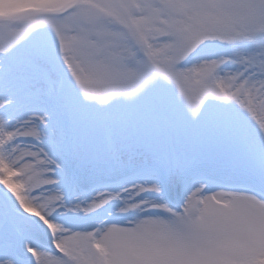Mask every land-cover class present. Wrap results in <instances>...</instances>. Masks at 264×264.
Listing matches in <instances>:
<instances>
[{"label": "snow or ice", "instance_id": "snow-or-ice-1", "mask_svg": "<svg viewBox=\"0 0 264 264\" xmlns=\"http://www.w3.org/2000/svg\"><path fill=\"white\" fill-rule=\"evenodd\" d=\"M12 7L17 10L0 15V53L46 23L43 12L67 14L64 23L47 22L67 69L88 100L103 105L114 97L135 98L157 81L167 80L175 83L192 116L213 96L235 101L264 129V0H60L47 7L36 3ZM206 34L230 43L250 41L256 47L247 53L237 51L231 57L181 66L186 53ZM226 60L242 65L243 70L220 75L218 65ZM44 82V102L55 111L57 82L50 75L44 76ZM11 102L0 100V108ZM158 105L160 112L170 111L163 95ZM50 115L46 111L13 123L10 116L0 114V159H7L4 149L17 144L19 138L41 140L45 135L41 125L48 123ZM172 168L181 170L182 165L157 160L150 171L160 182L137 183L134 189L162 192V182ZM196 179L188 173L190 196L179 209L162 201L152 204L153 209L170 213L171 225L149 218L134 228L115 224L107 228L105 236L113 242V264H225L226 255L239 251L257 232L264 233V194L235 197L243 201V208L221 216L205 205L199 217L193 218L190 209L196 194L205 188L204 184L196 186ZM24 209L31 212L32 208L25 205ZM77 236L85 246L90 239L94 241L92 231ZM0 264H16V259L0 254ZM57 264H65L64 257L57 256ZM71 264L103 261L82 250Z\"/></svg>", "mask_w": 264, "mask_h": 264}, {"label": "rangeland", "instance_id": "rangeland-1", "mask_svg": "<svg viewBox=\"0 0 264 264\" xmlns=\"http://www.w3.org/2000/svg\"><path fill=\"white\" fill-rule=\"evenodd\" d=\"M7 2L11 7L7 11L0 8V15L17 10L13 5L32 4L36 0ZM3 3L4 0H0V4ZM255 47L250 41H206L180 63L183 67H190L202 59L231 57L237 51L247 53ZM242 70V65L226 60L220 66V75ZM45 75H50L58 85L55 111L44 102ZM256 78H259L258 73ZM161 95L170 105L168 112L159 110ZM0 100L12 101L0 108V114L10 116L13 123L27 119L29 115L51 113L48 123L42 124L41 128L45 132L44 141L53 145L57 157L61 161L65 157L70 159L63 161L65 163L60 165L57 176L66 203L129 183H159L158 175L150 169L161 159L169 164L179 161L182 168H172L168 172L160 194L139 193L132 196L133 200L158 198L177 210L185 192L177 190L176 194L171 188H177L180 182L188 184V173L197 177L196 186L203 182L208 191H237L250 195L255 194L256 189L264 192V129L260 128L258 132L256 120L247 109L235 101L210 96L194 119L175 83L167 80L157 81L132 100L114 97L103 105L88 100L67 69L50 26L33 29L6 53H0ZM30 139L19 138L18 142L31 143ZM173 149L178 153L176 159ZM221 167H230L233 181L222 175H213ZM112 172L114 175L110 177ZM119 193L122 196L123 193ZM87 198H90L87 201L92 199L91 196ZM120 204L119 199L109 201L102 208L88 213L61 210L59 213L63 214L56 219L71 224L73 227L69 230L81 232L101 228L121 217L132 221L133 216L129 213L116 211ZM145 212L170 217L165 209H146ZM96 217L99 220L95 225L93 223L85 230L77 229L78 225L94 221ZM36 219L29 218L18 203H14V198L9 199L8 195L0 193V254L15 259V255L31 257L27 245L62 256L52 244L50 233L39 228ZM118 224L128 225L121 219ZM31 259L35 261V258Z\"/></svg>", "mask_w": 264, "mask_h": 264}, {"label": "clouds", "instance_id": "clouds-1", "mask_svg": "<svg viewBox=\"0 0 264 264\" xmlns=\"http://www.w3.org/2000/svg\"><path fill=\"white\" fill-rule=\"evenodd\" d=\"M58 2L60 0H36V4L41 7L52 6ZM9 7L11 5L7 0H4V3L0 4V8H3L5 11ZM41 18L45 19L46 23L39 26H50L47 22L49 20L57 23L66 22L67 14L43 12ZM211 40L219 39H213L211 34H206L197 45L186 53V56L193 53L203 42ZM211 60L213 59H202L197 64H202L206 61L210 62ZM218 67L220 66L218 65ZM228 73L225 72L224 75L226 76ZM125 99L132 100L134 98ZM197 116L198 113L192 117L195 119ZM43 137L41 140H35V143L19 142L15 145H9L4 149L7 159H0V193L8 195L9 199L14 198V201L18 203L24 213L28 214L29 218H37L36 224L45 232L50 233L52 244L62 254L61 257H64L65 264H71L72 257L78 256L82 250H87L93 257L100 258L103 264H113L110 258L112 256L113 242L105 236L107 228L113 224L102 227L101 231L92 230L94 241L90 239L85 246L83 241L77 236V233L81 231H71L56 222L58 213L69 207L72 211L88 213L102 208L109 201L119 199L121 204L116 211L129 213L134 218L127 226L115 224L118 227L126 229L134 228L137 223L149 218L159 219L166 225L172 224L173 218L145 214L146 209H153L152 204L154 202H161V200L158 198L133 200L132 196L138 195V189H135L128 196H121L119 192L101 191L97 192L90 201H80L71 205L67 204L65 194L57 183L60 165L49 155L45 147L41 146L43 144ZM201 184L204 183L200 182L198 186ZM221 192L224 195H219ZM160 193L152 191L148 192V195L156 196ZM244 195L246 194L243 192L226 190L208 191L204 188L202 193L198 192L196 194L194 206L190 209V215L193 218H198L200 209L205 205H208L217 216L223 215L226 211H239L243 208V201L237 200L235 197H243ZM189 196L190 193L187 190L184 193L182 203L187 204ZM144 201L148 203H144ZM25 205L35 209V211H26L24 209ZM26 248L31 257L16 260V264H57V256L41 252L36 246L26 245ZM31 258H35V261ZM223 259L225 264H264V233L257 232L254 239L245 242L239 251L232 252Z\"/></svg>", "mask_w": 264, "mask_h": 264}, {"label": "bare ground", "instance_id": "bare-ground-1", "mask_svg": "<svg viewBox=\"0 0 264 264\" xmlns=\"http://www.w3.org/2000/svg\"><path fill=\"white\" fill-rule=\"evenodd\" d=\"M13 120H14V117H13ZM255 123H256V126H257V130H258V132H259V129H260V126H259V123L257 122V121H255ZM257 135V134H256ZM53 136H55V135H53ZM56 137H58V136H56ZM28 140V139H27ZM31 140V143H35L36 141L34 140V139H30ZM29 141V140H28ZM18 142V141H17ZM30 142V141H29ZM19 143V142H18ZM25 143H27V142H25ZM55 146H57V144H54ZM41 146H44L45 147V150L46 151H48V153H49V155L53 158V159H55L56 161H57V163L59 164V165H63V163H65V162H63V161H70V159L69 158H64V160L63 161H61V159L59 158V157H57V155H56V151H54L53 150V145L51 146V145H49V144H46V142L44 141V139H43V144L41 145ZM53 147V148H52ZM175 148V147H174ZM173 151H174V154H173V157H174V159H176V156H177V154L178 153H176V150L175 149H173ZM116 169H117V166H116ZM118 170V169H117ZM117 170H115V171H117ZM230 172H231V169H230V167H221V168H219L218 169V171H214V174L213 175H215V174H217V175H222V176H225V177H228V181H233V174H230ZM230 174V175H229ZM113 172L112 173H110V177H113ZM112 180V179H111ZM79 181H80V179H79ZM132 185H134V183H129V185L127 184V186H121V187H117V188H111L110 190L112 191V192H122L123 194H122V196H128V195H131L134 191H133V189H132ZM116 187V186H115ZM167 188H169L168 187V185H167ZM171 189H173V192H175L176 194H177V190H178V192H182V193H184V192H186L187 190H188V184H184V183H182V182H180L179 183V185H178V187L176 188V187H173V188H171ZM107 191V190H106ZM98 192H101V191H98ZM131 192V193H130ZM97 193V192H96ZM90 196H91V198L95 195L94 193H91V194H89ZM90 196H87V197H90ZM78 197V196H77ZM86 197V199H80L79 197H78V200L76 199V201H73V200H70L67 204H69V205H71L72 203H76V202H80V201H87V200H89L90 198H87ZM73 198H74V196H73ZM144 198H146V197H144ZM141 199H143V198H141ZM148 199H150V198H148ZM68 209H71L70 207L68 208ZM61 214H63L62 212L61 213H58V215H57V217L58 216H60ZM145 214H148V212H145ZM148 215H152V216H156L155 214H148ZM134 218V217H133ZM61 218H58V219H56V222L57 223H62L63 224V226L64 227H66L67 226V228H71V227H73L71 224H64V222L62 221V220H60ZM122 221H123V223H125V224H128L129 222H131V220L129 219V218H126V217H121L120 218ZM120 219H118L116 222H113V223H106L104 226H107V225H109V224H118V222L120 221ZM99 220V219H98ZM97 220V217L96 218H94V221L93 220H88L84 225H78L77 226V229H81V230H85L86 229V227L88 228L91 224H93L94 223V225H95V222L96 221H98ZM118 225H121V226H124V225H122V224H118ZM74 226H76V225H74ZM103 226V227H104ZM125 226H127V225H125ZM45 233V232H44ZM47 253V252H46ZM59 254H61V253H59ZM50 255H52V256H58V254H56V255H54V253H51Z\"/></svg>", "mask_w": 264, "mask_h": 264}]
</instances>
